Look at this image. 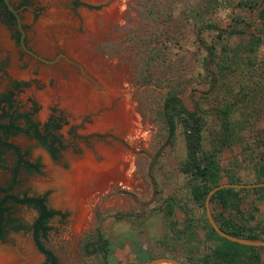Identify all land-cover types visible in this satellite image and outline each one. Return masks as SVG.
<instances>
[{
  "label": "rangeland",
  "instance_id": "374dc122",
  "mask_svg": "<svg viewBox=\"0 0 264 264\" xmlns=\"http://www.w3.org/2000/svg\"><path fill=\"white\" fill-rule=\"evenodd\" d=\"M73 1L11 0L18 8L26 45L41 57L54 59L57 52L65 56L52 63L23 54L13 40L15 26L0 16V33L4 30L9 41L8 45L0 42V93L11 87V79L23 81L12 91L14 103L20 111L30 110L35 103L32 119L39 123L50 115L59 116L62 125L56 134L64 146L52 159L36 140L22 133L9 136L28 160L40 164L38 172L19 167L11 192H47L48 206L65 214L48 221L51 230L42 239L60 264H144L157 256H174L189 264H216L201 262V256L219 240L205 239L204 205L192 200V180L179 169L184 159L182 133L176 127L168 136L160 110L169 90L177 92L186 108L197 105L204 120L205 152H213L218 144L222 111L228 110L236 138L214 152L219 183L226 182L227 174L239 183L264 181L257 175L258 165L264 163V0H78L82 4L77 6ZM53 10L67 19L59 25L64 32L81 36L88 60L116 80L121 92L116 101L126 98L136 116L131 136L117 124L104 130L91 127L105 108L75 112L63 106L60 96H52L48 104L39 98L47 86L38 77L40 68H55L69 57L59 45L52 54L37 49L36 25ZM208 24L225 31L218 37ZM208 46H212V55ZM12 59L31 75L12 76ZM48 85H55L53 78ZM103 150L131 158L127 180L103 189L88 180L81 186L82 197L76 195L67 175L88 154L101 163L106 159ZM2 158L6 168H0V184L7 185L14 155L6 151ZM236 198L226 208L209 202L211 213L256 230L264 227V192L247 190ZM169 202L174 210L166 218ZM8 204L12 217L26 226L32 222L35 210ZM96 232L107 239L111 259L83 252V243ZM212 240L217 242L211 244ZM43 260L30 231L7 229L0 238V264H43ZM258 264H264L262 251Z\"/></svg>",
  "mask_w": 264,
  "mask_h": 264
},
{
  "label": "trees",
  "instance_id": "16d2710c",
  "mask_svg": "<svg viewBox=\"0 0 264 264\" xmlns=\"http://www.w3.org/2000/svg\"><path fill=\"white\" fill-rule=\"evenodd\" d=\"M80 4L82 3L78 0L73 1V5L75 6ZM0 16L3 17V21L6 24L15 26L14 17L7 10L2 0H0ZM207 27L216 29L218 37L225 31L223 28H219L213 24H208ZM14 37L17 40V31H15ZM207 51L209 55H212V46H208ZM217 68L218 71L221 72L222 66L218 65ZM207 72L209 73V71ZM21 84V82H12L14 87ZM36 110V104L32 103L30 110L20 111L19 106L14 103L13 92L10 89H6L4 92L0 93V168H6L3 166L2 158L3 153L6 151L14 155L15 161L14 165L11 167V181L7 185L0 184V238L7 232V229L11 231H30L35 248L43 255V264H60L54 253L44 245L42 239H45L48 232L51 230L48 221L56 215L63 218L65 214L58 209L48 206L47 192L35 195H28L26 193L16 194L11 192L12 185L16 181L15 175L19 167L38 172L40 164L38 161L31 162L28 160L26 158V153L22 151L17 144L8 140V136L22 133L27 138L36 140L37 143L49 153L52 159H55L56 153L64 148L60 137L56 134V131L60 129L62 125L61 118L59 116L50 115L44 122L39 123L32 119V115ZM222 114V130L219 134L218 144L213 148V152H205L202 146L201 135L204 120L197 105L191 110L186 108L177 95V92L175 90H169L163 98L162 108L160 110V116L166 125L168 136L173 135L176 127H178L182 133L184 159L179 169L192 180L190 187L191 198L200 206H202L208 190L219 183L218 177L220 168L214 158V152L219 151L222 146L228 145L232 139L236 138V128L229 119L228 110H223ZM20 120L22 121V125L19 124ZM257 175L264 178V163L258 165ZM225 181L240 182L236 177L229 174L226 175ZM260 181L263 180H256V182ZM247 190L264 192V186L254 188H220L210 196L209 202L217 203L222 208H226L237 202L236 196H238L240 192ZM8 202L23 204L35 210V216L32 222L26 226L12 217ZM173 210V203L169 202L165 207V217H170ZM212 216L220 228L228 234L254 239H264V227L256 230L255 226H245L244 224L234 223L229 218H217L213 214ZM205 226V239L207 241L218 239L219 242L211 247L209 253L201 256V262H212L216 264H258L260 251L264 252L263 247L243 245L229 241L217 235L207 221H205ZM82 248L83 252L86 254H101L107 260L111 259L108 241L100 232H96L91 239L85 241ZM170 257L176 258L174 256ZM182 262H184V264H189L186 261Z\"/></svg>",
  "mask_w": 264,
  "mask_h": 264
},
{
  "label": "bare ground",
  "instance_id": "6f19581e",
  "mask_svg": "<svg viewBox=\"0 0 264 264\" xmlns=\"http://www.w3.org/2000/svg\"><path fill=\"white\" fill-rule=\"evenodd\" d=\"M50 13L36 25L37 49L39 48L43 53L52 54L55 47L59 45L69 57L66 62H61L55 68H40L38 77L47 86L39 92V98L44 104H48L52 96H60L63 106L70 107L75 112L97 111L105 108L106 111L102 117L95 119L91 127L104 130L117 124L122 130L126 129L131 136L132 132H135L132 130L136 129V116L126 98L116 101L121 95L116 80L107 78L93 62L88 60L81 48V36L72 32L66 33L59 27L67 22L63 13L58 10ZM89 25L92 26L91 22L87 21V26L90 27ZM0 42L3 45L9 44L4 30H1ZM9 72L16 78H28L31 75L30 72L19 69L15 59H12ZM50 78L55 81L54 86L48 85ZM102 153L105 154L106 159L101 163L97 164L88 154L83 160L77 162L73 172L67 175L68 184L75 189L76 195L79 194L82 197L81 186L88 180H94L98 189H103L112 182L127 180L131 158L124 159V156L122 158L117 151L109 153L103 150ZM114 172H117L116 175Z\"/></svg>",
  "mask_w": 264,
  "mask_h": 264
},
{
  "label": "water",
  "instance_id": "95a60500",
  "mask_svg": "<svg viewBox=\"0 0 264 264\" xmlns=\"http://www.w3.org/2000/svg\"><path fill=\"white\" fill-rule=\"evenodd\" d=\"M2 1H3L4 5L6 6V8L8 9V11L14 17L15 27L19 33L17 42L23 50L31 53L36 58L43 60L47 63H51L52 61L56 60L58 56L65 57L63 54H58L56 57H54V59H45V58H42L41 56L33 53L29 49H27L25 46V42H24V28H23L22 23L20 21L18 8H15L11 4L10 0H2ZM259 186H264V181L250 182V183L223 182V183L216 184L215 186H213L212 188H210L208 190V192L205 195L204 202H203L204 210H205V216H206L208 224L211 226V228L214 230V232L217 235H219L220 237H223L229 241L236 242L238 244L251 245V246H261L264 248V239H256V238L254 239V238L235 236L232 234H228L227 232L222 230L220 228V226L214 220L212 213L210 211V208H209V198L217 189L226 188V187H229V188H252V187H259ZM144 264H184V263L178 259H175V258H172L169 256H157V257L150 258Z\"/></svg>",
  "mask_w": 264,
  "mask_h": 264
},
{
  "label": "flooded vegetation",
  "instance_id": "af4514ba",
  "mask_svg": "<svg viewBox=\"0 0 264 264\" xmlns=\"http://www.w3.org/2000/svg\"><path fill=\"white\" fill-rule=\"evenodd\" d=\"M10 2H11V0H10ZM12 3V2H11ZM12 5L16 8V6L12 3ZM8 10V9H7ZM15 31H17V29H16V27H15ZM18 32V31H17ZM24 33H25V31H24ZM19 34V33H18ZM18 39V38H17ZM13 40H14V43L15 44H17L18 45V47L20 48V51L23 53V54H25V55H27L28 56V58L29 59H33L34 61H42V62H45V61H43V60H40V59H38V58H36L35 56H33L31 53H29V52H27V51H25V50H23L20 46H19V44H18V42H17V40H16V38L15 37H13ZM24 42H25V35H24ZM25 46H26V48L27 49H29L30 51H32L33 53H35V54H37L35 51H33L30 47H28L27 45H26V43H25ZM58 54H61V53H56L55 54V56L54 57H56ZM38 55V54H37ZM42 58H45V59H50V58H46V57H42ZM57 59H58V57H57ZM56 59V60H57ZM55 61V60H54ZM54 61H52V62H54ZM51 62V63H52ZM45 63H47V62H45ZM13 81H16V82H21V83H23V81H20V80H16V79H11L10 80V90L11 91H13V90H17L21 85H18V86H16V87H14L13 85H12V82ZM9 137V136H8Z\"/></svg>",
  "mask_w": 264,
  "mask_h": 264
},
{
  "label": "crops",
  "instance_id": "0c3cea01",
  "mask_svg": "<svg viewBox=\"0 0 264 264\" xmlns=\"http://www.w3.org/2000/svg\"><path fill=\"white\" fill-rule=\"evenodd\" d=\"M210 242H211V244H215L217 241L216 240H212Z\"/></svg>",
  "mask_w": 264,
  "mask_h": 264
}]
</instances>
